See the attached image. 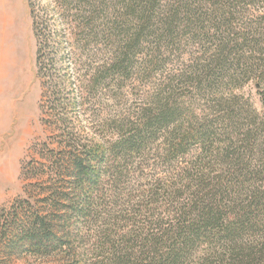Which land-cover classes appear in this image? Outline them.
I'll use <instances>...</instances> for the list:
<instances>
[{"label":"trees","instance_id":"1","mask_svg":"<svg viewBox=\"0 0 264 264\" xmlns=\"http://www.w3.org/2000/svg\"><path fill=\"white\" fill-rule=\"evenodd\" d=\"M28 6L55 146L43 143L49 162L22 164L47 186L36 208L14 204L9 250L62 264H264V0ZM249 83L262 111L239 92Z\"/></svg>","mask_w":264,"mask_h":264},{"label":"rangeland","instance_id":"2","mask_svg":"<svg viewBox=\"0 0 264 264\" xmlns=\"http://www.w3.org/2000/svg\"><path fill=\"white\" fill-rule=\"evenodd\" d=\"M0 11V212L5 211L0 216V264H62L64 258L57 254L12 252L3 238L9 221L16 218L14 204L28 198L36 208L47 186V176L42 182L23 178L22 164L32 159L47 161L40 153L51 151L43 143L47 142L51 149L55 145L39 111L42 89L36 77L37 41L28 0H0ZM239 92L262 111L260 96L252 83ZM44 165L49 163L37 166Z\"/></svg>","mask_w":264,"mask_h":264},{"label":"crops","instance_id":"3","mask_svg":"<svg viewBox=\"0 0 264 264\" xmlns=\"http://www.w3.org/2000/svg\"><path fill=\"white\" fill-rule=\"evenodd\" d=\"M0 13H1V11H0ZM1 40V39H0ZM3 40V39H2ZM2 47H3V42H0V50L2 49Z\"/></svg>","mask_w":264,"mask_h":264}]
</instances>
